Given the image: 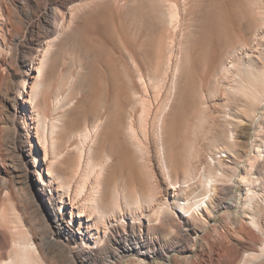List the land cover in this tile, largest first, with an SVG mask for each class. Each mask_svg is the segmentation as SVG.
Listing matches in <instances>:
<instances>
[{
  "label": "rangeland",
  "instance_id": "374dc122",
  "mask_svg": "<svg viewBox=\"0 0 264 264\" xmlns=\"http://www.w3.org/2000/svg\"><path fill=\"white\" fill-rule=\"evenodd\" d=\"M177 1L179 14L188 23L184 22L170 45L168 6L162 0H83L77 10L62 7L61 0H0V259L12 254L13 239L21 237L10 232L11 224L19 220V225L33 223L46 264H130L140 258L125 253L123 247L136 239L147 240L158 251L144 264H241L247 255L252 257L249 264H264V257L253 260L255 253H261L264 237L237 215L248 197L249 185L242 178L262 175L263 181L251 186L264 199V161L257 159L258 153L264 154V96L255 102L257 111L249 117L247 109L238 107L234 95L225 90L233 83L228 74L238 70L233 64L239 60L264 65V0H241L240 6L230 0H213L215 31L203 27L204 0ZM53 7L62 13L56 21L48 15ZM205 32L211 36L205 37ZM43 57L45 65L38 74ZM244 72L243 67L246 76ZM36 81L37 96L28 104L30 114L26 115L29 130H24L25 115L14 106L21 96L31 93ZM228 112L240 113L245 122L226 121ZM38 116L48 128V150L53 145L65 154L57 171L66 184L74 180L80 151L91 149L100 161L115 127L125 133L132 125L147 152L131 145L136 150V173L128 162L109 164L104 173V182L110 183L108 202L114 199L115 187L138 183L145 186L149 199L162 198L168 185H182L192 170L207 172L211 153L228 151L221 166L224 187L212 207L235 198L237 206L215 208L212 218L211 206L210 211L201 209L192 223L207 226L197 235H189L185 227L178 231L147 220L140 225L130 218L133 227L124 230L112 219L116 227L108 232L102 247H83L80 238L77 244H68L57 214L58 200L38 189L40 176L32 155H45L34 137ZM57 117L61 122L54 127ZM100 119L103 123L95 132ZM84 131L93 134L88 143L82 138ZM231 131L235 140L229 145ZM32 143L39 147L35 153H31ZM189 184L193 190L199 188L197 180ZM186 196L192 195H180V199ZM261 224L264 227V217Z\"/></svg>",
  "mask_w": 264,
  "mask_h": 264
},
{
  "label": "bare ground",
  "instance_id": "6f19581e",
  "mask_svg": "<svg viewBox=\"0 0 264 264\" xmlns=\"http://www.w3.org/2000/svg\"><path fill=\"white\" fill-rule=\"evenodd\" d=\"M162 1L165 3L166 6H168V8H167L168 11H166L167 12L166 13V20L168 23L167 27H168L169 32H168L167 36H168V40H169L170 45L171 44L173 45L175 43L177 37H178V32H179L180 28L182 27L184 22L188 21V19L187 18H181L180 14H179V9H178L179 8V2L177 0H162ZM230 1L234 5L240 6L241 0H230ZM82 2H83V0H61V6L64 7L66 5L67 6L70 5V9L77 10V9H81V6H83ZM182 2L184 4H188V0H182ZM214 2H216V0ZM212 3H213V0H204V3H203L204 9H202L203 11H202V14L200 16H202V19L204 22V26H203L204 29L205 30L209 29L211 31H215V29H214L215 27L213 25H214V22H216L215 21L216 9ZM160 6L162 7V5H160ZM53 8H50L48 15H50L49 18H51V16L53 15L54 21H56L58 15H60L62 13L60 12V14H59L60 9H55L56 7L54 9ZM57 8H58V6H57ZM0 18H2V17L0 16ZM49 18L47 17V20H49ZM60 20L63 21V19H60ZM56 28H58V27H56ZM61 29H60V31H61ZM216 33L217 32H215L214 37L212 38L213 40H216V37H217V36H215ZM205 35H206L205 37L211 36L210 34H208V32H205ZM182 37L184 38V34H181V38ZM46 54H44V56ZM251 56H253V55H251ZM168 60H171V59H168ZM236 60H238V59H236ZM251 61H253V60H251ZM44 65H45V58L42 61H40V64L36 68L38 74L41 73L42 69L44 68ZM174 66H175V64H174ZM236 66H237V68L239 67L240 69L238 68V70L236 69V71L231 72V75H229L230 73L229 74L227 73L229 79L233 83L232 84L228 83L229 85L226 86L225 90L228 93H231L232 95H234L235 98L233 100H235V103H239L238 107L244 106V109L245 110L247 109L246 113H248L246 115H248L249 117H252L257 111L255 108V102L258 101L261 96H264V65L259 67L260 65H258L255 62H252V63L250 61L245 62L244 60L241 59V60H239L238 65H237V63L233 64V67H236ZM243 67H244L245 72L247 74L246 76H244V74L242 73ZM173 70H175V69H173ZM231 70H235V69H231ZM176 71H177V69H176ZM228 72H230V71H228ZM225 77H227V76H225ZM38 86H39V83H37V81H36V84H34L32 90H31V93L29 92V94H28L27 91L24 90V93H27V96H29V97L27 98V96H25V95H24L25 97L21 96L18 99V101H16V104L14 106L16 110H21L22 115H25L24 120H25L26 126L23 127L24 130H29V128L27 126L28 122L26 120V118H27L26 115L30 114L28 104L31 102V100L34 99L35 96H37ZM233 100H231V101H233ZM258 103L259 102H257V104ZM12 107H13V105H12ZM224 118L226 121H231L232 123H234L236 125H242L245 122L240 113L234 115V114H231L228 112L224 115ZM60 119L61 118H59V117L54 119V121L52 123L54 127H58V124L61 122ZM37 121H38V131L35 132L34 137L37 138L38 145L39 146L41 145L45 151L44 158L39 157L38 154H36L34 156L32 155V158L35 159V160H32V162L34 161L36 172L40 176L39 180L37 179L38 185H39L38 189L41 190L42 192H44V195L46 197L47 196L50 198L53 197V198L58 200L61 209L58 210L57 214L60 216V219L62 221V232L64 233V235L66 237V241L68 244H73L72 242L77 244L78 240L80 238L81 245H83V247H87V248H96V246L100 247L102 245V243L104 242V240L107 238L108 232L115 225V224L113 225L112 219L114 222L117 223V225L124 227V230L127 226L133 227V225H131L128 222V220L130 218V219H132V222L134 221L135 223L140 224V225H142L144 220H147L149 224L164 225L168 228L177 229L178 231L183 230V227H185L186 231L188 232L189 235H197L199 233H202L204 228L207 226V224L204 223L203 228H201V226H199L198 224L192 223V220L194 219L195 215L200 213L201 209H203L205 211H207V210L210 211L209 207L210 206L212 207L213 200L216 199L218 194L221 193L220 191H222V189L224 187L221 184V182L224 181V174L222 173L223 170L221 167L223 164L222 159L225 157L227 158L228 151H227V153H226V151L211 153L209 155L210 157L208 156L211 160L208 164L209 169L207 172H204V171L196 172L197 170L196 171L192 170L188 175L189 176L187 178L188 180L184 181L182 185H179L180 183H177V184H174L171 186L168 185V187L165 189V192H164L165 194H163L164 197H162V198H157V197L155 198L154 197V198L149 199V197L146 196L145 186L142 183H138L139 184L138 186H133V185L129 186L128 185V187H122L121 189L119 186L115 187L113 189V195H114L113 198L114 199L112 202H108L107 198H108V193L110 190V186H109L110 183L107 184V182H104V178H105L104 173L107 170L109 164L113 163V165H116L117 163L122 164V163L128 162L129 165L131 164V171L133 173H136L137 172V165H136V163L134 164V161H133V158L135 157V151L138 150L141 153H145V151L147 152V150H145V148H144V146H145L144 142H143L142 138H140L139 135L135 132V128L132 125H128L126 132L123 133L121 128L116 126L113 133L111 134V137L109 136L111 138V145H110V147H106L104 149V155L102 154L100 161H97L96 157L94 156L95 154L93 153V151L91 149L88 153L87 152L85 153L86 149H84L83 151H80L81 152L80 162H79L78 169L76 171V175L73 176L74 180H72L73 182L70 181V183L68 182L69 184H66V183L61 181L62 176L57 171V166H59L63 162L65 154L62 151L61 152L58 151L59 149H56L55 147H53V145H52V149L50 151L48 150L49 139L47 137L48 134L46 135L48 128L45 129V126H47V125H44V121L42 119H40V116H38ZM99 121H100V123L96 124V126L93 127L95 132L100 129L101 124L103 123V119H100ZM85 132L86 131H84V134H82V138H84V140H86L88 143V141H89L88 138L90 137V135H93V134H89V132H87V133H85ZM81 133H83V132H81ZM99 133H100V131H99ZM94 135H95V133H94ZM94 138H95V136H94ZM224 139H225V137H224ZM232 139L235 140V132H233V131H231V133H230V138L229 137L227 138L229 145H230L231 141L233 143ZM82 142H83V140H82ZM234 143H237V142H234ZM92 144H94V143H92ZM131 145H133L136 148V150H134L131 147ZM73 146H74V144H73ZM66 147H68V146H66ZM71 147H72V145L70 146V149H73V148L79 149V146H77V145H75L73 148H71ZM232 147H235V146H232ZM81 148L83 149L84 147L82 146ZM31 149H32L31 153H33V152L35 153L38 151L39 147L35 146L32 143ZM163 150H165V149H163ZM229 150H231V149H229ZM256 151H257V149H256ZM28 153H29V151H28ZM30 156H31V154H30ZM144 158H145V156H144ZM257 159H259V160L263 159V161H264V154L262 155V152L258 153ZM195 162H197V161L195 160ZM207 162H205V163L207 164ZM164 163H165L164 164L165 170H167V173L169 175L170 169L166 163V160H164ZM148 165H149V163H148ZM111 167H113V166H111ZM114 167H116V166H114ZM171 167H172V165H171ZM173 169H174V167H173ZM45 170H46V172H45ZM164 174H166V173H164ZM261 176H258L255 178L252 176L242 178V182L244 181L243 183L246 182L249 185L248 186V195H247L248 197L243 202L242 212L240 214L237 213V215H239L241 222L245 223L244 221H247L248 225H250L251 227L256 229L264 237V227L261 224V218L264 217V199L261 200L260 194H258V192L253 189V186L256 185V183H258V185H259V183L261 181H263V178ZM263 176H264V174H263ZM153 177H156V176L153 175ZM93 178H94L93 182L90 183V181H92ZM193 179L195 180V182H196V180H197V182L199 181V188L196 190H193L192 184H189L190 181H192V182L194 181ZM251 185H253V186H251ZM194 187H195V185H194ZM47 190H48V194H47V192L45 193V191H47ZM185 194L186 195H189V194L192 195L191 196L192 198L190 197L188 199L186 196V199H183V200L180 199V195H185ZM233 198H235V197H233ZM237 203H238L237 198L232 199L230 201H226V202H221V200H220L219 206L211 208L209 217L212 218V214L217 210V209L215 210V208H230V207L237 206ZM68 215H70L69 218H68ZM22 220H23V218H21V221ZM10 221L11 220H9V222ZM16 221H19V220H16ZM16 221H15V223L17 224ZM29 221H31V220H29ZM58 222H59V220H58ZM23 223H24L23 221H22V223H20V225L19 224L16 225L13 223V226L11 224L10 232L11 231L13 233L17 232L16 234H19L21 237L18 240L13 239L12 254H10L8 258L7 257L5 258L2 255V257L0 259V264H46L47 263L46 259L44 257V254H43L42 247L36 240V235L34 233L36 231H34L33 227H32L33 223H31L32 225H29V222L27 225L23 224ZM25 223H27V222H25ZM37 223H38V221H37ZM1 225H3V224H1ZM19 226L20 227L22 226L21 231L19 229ZM37 226L38 225H36V227ZM114 227H116V226H114ZM122 227H120V228H122ZM40 228H41V225H40ZM39 230L41 232L43 229H39ZM16 234H15V236H16ZM10 236H12V235H10ZM190 238H188V239L190 240ZM117 242H119V239ZM123 246H124V244H123ZM1 247H2V245H1ZM44 249H46V248H44ZM0 251H2V250H0ZM123 251L125 253H128V254H134L140 258V260H133V262H131L130 264H144L143 263L144 261L146 262L147 260L154 258V256H156L158 253V251H156V249L151 248L148 245L147 240H143V239H140V240L136 239L133 243L125 245L123 247ZM260 251H261L260 254H256V253L254 254V258H253L254 261L264 257V240H263V244L261 246ZM251 259H252V257H251ZM251 259H250L249 255H247L246 258L243 259L241 264H249L252 261Z\"/></svg>",
  "mask_w": 264,
  "mask_h": 264
}]
</instances>
